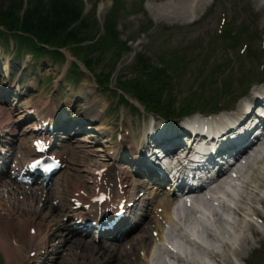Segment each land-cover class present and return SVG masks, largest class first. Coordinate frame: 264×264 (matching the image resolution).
I'll use <instances>...</instances> for the list:
<instances>
[{"label": "rangeland", "instance_id": "1", "mask_svg": "<svg viewBox=\"0 0 264 264\" xmlns=\"http://www.w3.org/2000/svg\"><path fill=\"white\" fill-rule=\"evenodd\" d=\"M13 1H15L16 3L21 2L22 7L18 9V11L21 10V13L26 7H28L27 1L29 0H0V6H2L1 9L6 5H10ZM48 1L50 0H42L41 5L46 6ZM72 1L79 8H85L84 15H81V17L83 18V22L90 23L92 27L87 28L88 26L83 24V22H81L80 20L77 22L78 25L74 24L72 30L75 33L76 37L79 39V43L76 44V49L75 47L70 45H65V49H56L58 53L64 50V54L66 55H64L63 63L53 64L51 63V60H49L50 58L47 56L41 57L39 60H37L35 57H33L32 53L28 51L29 48L33 46V40L31 36H24L23 34H20L21 37H19L18 40L22 41L21 38L23 37V39L26 40V43L29 44L30 47L27 46V51L24 53L23 59L21 60V64H18L15 59L16 57H12V48H4V45L6 44L4 40H6L9 32H7V35L3 36V38L1 37L0 58L3 60L2 63L4 66L9 65L10 67H13L15 77H6L4 76L2 71H0V94L4 95V97L0 96V104L5 99L8 100L10 99V97H16L14 93L18 92L19 89L27 88V86L29 85L34 87L38 91L34 92V95L49 98L52 93H56L59 90L62 94V97L65 100L69 101H71V99L72 101L78 100L77 95H79L80 93L78 89L81 86H87L86 92H88V90L89 92H91L93 89L96 90V92H94V95L96 97V102H98V104H101L102 111V113L100 114L102 115V117L99 121L102 124V127L111 130L112 134L110 135V143H108L106 147H104L102 144L96 145V148H102V151L96 152L97 155H95L96 158L93 160L94 162L102 158L100 157V154L102 156H105L109 152L107 150H111L112 146H114V150L116 151L117 147L118 149H121V146L127 147L130 142H133V144H137L141 138H144L143 134L145 132L148 119L152 118L151 122L153 123L155 122V120L156 122L162 120L169 123L177 122L175 120H167L162 117H158L157 115L154 116L151 114H147L144 108L139 104H137L139 109H134L133 106L131 107V105L133 103H136V101L133 98L129 97L127 94L124 95L128 99V103L121 101L120 99L122 98V88H120L119 85L116 84V73L119 70L122 72H126V76L135 78L137 80L136 77L138 75L135 77L134 72H142L140 67L143 64L151 63L152 65L148 66V70L150 73H152V75H157V71L159 70L155 67V65L157 66L159 63H161L160 65H163L164 63L166 66H169L170 69L171 64L168 65V63L173 61L171 69L176 71L169 70V76L165 75V77H168L171 80L172 86L178 85V97L176 103L174 104V107L177 109L179 108L177 104L178 102H180V99L183 102L184 98H187L191 92L200 94L204 91L205 94H215V90H217L218 93V89H222L221 81L225 78H230V81L228 83L231 85V87L228 89L226 95L221 94L218 104L224 105L232 103L233 100L235 101L236 98L234 99V97L238 94V91L244 89L246 87V83L249 81L248 77H246V80H244L243 76H239V74L245 73V69L243 72L242 67L240 68L238 66L237 59H235L233 51L236 50L238 54L241 55L240 60L245 59L246 56H244L243 54V52L245 51L243 46L244 37L241 40V51L238 48H230L229 46H227L228 38L225 43H223L224 41L218 37V40H220L221 42H216L212 45L205 44V42H212V36L217 37L216 31L205 29L208 25L212 23V20L214 19L212 14H206L192 23L188 22V20L161 18L164 22L169 23V21H171L174 22L175 25H156L154 23L149 25V22H147L148 12L143 11L144 8L147 6L148 0ZM166 1L168 3L173 2L175 4H179L182 2V0ZM204 1L208 4L211 0ZM222 1L223 0H214L212 3V8L214 7V5L219 4V9L225 8L226 16L229 17L232 14L230 5L233 4V0H225V3L223 5H220ZM242 4L244 5V0H240V13L242 12ZM249 6H251V4ZM202 11L203 9L199 10L197 16H200V13H202ZM117 14L121 15V17L118 21L117 31H115V40H113L110 36L112 35V32H110L106 28V25L115 22ZM153 17L158 18L159 15L155 14ZM126 19L129 21L135 19L133 28L126 26L121 29L119 27V23L122 20ZM142 20L144 22H142ZM239 20L240 17L236 19V23H238ZM262 21L263 14H259V26H257L259 29L258 34H260L261 42L264 44V26H262ZM16 23L17 22L13 24L16 25ZM146 24H148V26L144 28V32L141 29L142 26ZM250 27L252 29L254 28V25H252L251 23ZM1 32L3 31L1 30ZM128 32H132V34L128 36ZM91 34L94 35V37L89 36ZM99 35H106L108 37V40L105 39V41H97L96 39ZM80 37H82L83 40ZM183 38L185 41H187L186 43H182L179 41ZM10 41L15 42L16 40L14 41L11 39ZM93 42H96V44L100 45L105 44L104 46H107L105 47V49L108 50L106 53H109L111 51L112 58L105 59L102 61V63L106 64L107 68L111 69V61L114 62L116 58L114 68L115 71L109 79L110 82L102 88L95 77V75H99L98 72L99 70H101V66H96L97 63L93 62L89 64L91 60H88V58L94 60V58L98 55V51H91L90 49L91 44ZM254 42L255 40L253 39L249 41V44L253 48L257 49L258 47L254 45ZM179 45H183L187 48V56L181 55L185 56L184 58H182L181 56H177L178 54H183L182 50L174 51L171 48L174 46L178 47ZM13 48H15V46H13ZM67 48L73 50L75 55L80 56L75 57L71 51L66 50ZM178 48L181 49V47ZM150 50H152L151 52H153L154 50H158V52H163V58L160 57L163 62L159 60L158 62L154 63L150 61V59L144 57L139 58V55L144 56V54ZM210 50L212 51L210 52ZM102 54L106 55L105 52ZM135 56L136 59H139L135 60ZM10 57L11 59H8ZM188 57H191L193 60H190ZM79 58L82 59L79 60ZM212 59L217 60V62L221 65L220 69L222 72L213 73L210 70L211 67L215 66L213 65L214 62L211 61ZM139 60H141V62H138ZM83 61H86L87 66H91V69H94L96 67L95 72L93 73L88 70V72H85L86 75H84V77H81V75L77 73L75 76L66 75L69 70L68 67L72 62L78 63L79 67H81L83 70L84 66L87 68ZM259 61L264 63V53L259 54L258 58L254 56V59L249 63V65H246L250 66L254 72L253 76L250 78L252 81L257 80V77L259 75V73H256L257 71L255 69V66L259 63ZM36 62H38L37 66L35 65ZM25 64H27V67L24 68ZM33 68L35 69V71L33 70ZM104 71H107V69H104ZM172 72L180 78V83L174 79ZM24 75L26 76V78L22 79ZM101 76L103 77V75ZM101 76L99 77L100 79L102 78ZM122 79L128 78L123 76L121 80ZM117 80L120 79L117 78ZM170 80L167 82H170ZM20 81L21 85H19ZM6 86L11 87L5 88ZM13 88H15V92H13ZM22 97L25 96L23 95ZM56 97L59 99L58 96ZM192 98V101L196 103V99H194V96ZM26 100L28 99H25L23 102H21V105ZM8 101L11 103L10 100ZM129 102H131V105H129ZM182 104L184 105V103ZM196 107L201 108L200 105H197ZM206 111L208 110L202 111V114H205ZM152 127L155 128L157 126L152 125ZM147 141L148 143H150L151 139L148 138ZM90 150H95V146L94 148L91 147ZM70 157H72V162L78 165V168H80V165L84 164L78 152L74 148L71 149ZM131 161L134 162L133 159H131ZM261 166L264 167V164H261ZM71 167H73V164H71ZM87 168H89V166H87ZM131 170H135V167L132 165ZM67 174V170L64 171L58 181H61L62 187H66L68 191L72 192L74 190V187L72 186L73 183L67 184L65 181H62L65 180ZM86 175V173L80 174L79 178H77L79 183H82V181L88 179ZM52 192L54 191H49L47 195L51 196ZM21 193L22 194H19V196L13 195V200L8 199L7 202L3 201L4 204L1 205L0 236L5 238V240L7 239L9 243H15V240H17V242H19L22 246L20 245L21 248L19 250L10 248L12 257L10 262L7 260L5 253L0 248V264H26V260L28 259L30 252L35 251V249H38L42 244L41 240L37 243H31V237L29 236V228L34 227L38 231H40L41 229L47 230L48 222H52V220H57L58 225H50L52 227V231L48 234V246L46 245L45 247L46 250L50 249V253L52 255V260L50 261V264H104L106 262L108 263V261H106L104 257H99L100 255L99 253H97L99 251L97 247L100 245V243H102L101 241H94L92 238L85 237L82 235L73 236L67 233L66 231H63V227L68 226L69 220H64V214L66 212L60 209L59 207H56V205L51 202V198H41L42 192L39 190L36 191V196L31 202L30 200L25 199V193ZM261 194L264 195V190L261 192ZM23 206L25 207L22 208ZM258 207L261 208L262 213L264 214V207ZM61 208H64V206H61ZM23 211H26L27 215L22 216ZM228 216L231 219L235 218V215ZM244 217L245 220H247L251 216ZM59 220L63 221L61 222ZM223 225L226 228L227 224H225V222H223ZM257 226L258 228H263V226L259 223L257 224ZM55 227H57L58 230L56 229L53 233V228ZM230 227L231 229L233 228L232 226ZM152 229L153 228L151 226L150 228L142 230L139 233H134V235L132 236H127L120 243L118 253L115 247H113V245L110 246L108 250L111 251V258L115 259V254L117 253L116 264H139V262H136L135 258L142 257V252L140 249H138L133 255H131V257L121 256L119 252L122 253L125 249H129V247H127L128 244H126L127 242L135 241L140 237L142 238L146 235L151 238ZM57 233H59V235H57ZM39 235H41V233H39ZM246 235L248 237H251L250 232H246ZM261 237L264 238L263 233H261ZM87 242L90 246H92V248L86 245ZM260 244L261 243L259 241H254L252 242V244H249L247 248L241 250V248L238 247L239 243L236 242L233 248H239V252L236 255L227 253L228 256L223 253L227 258H229V261L225 262L221 260L220 263L264 264V246L260 249ZM214 245L215 248L219 249L220 246L217 242H215ZM144 247H146V245H144ZM105 256H109V254L106 253Z\"/></svg>", "mask_w": 264, "mask_h": 264}, {"label": "bare ground", "instance_id": "2", "mask_svg": "<svg viewBox=\"0 0 264 264\" xmlns=\"http://www.w3.org/2000/svg\"><path fill=\"white\" fill-rule=\"evenodd\" d=\"M251 3V6L248 7L247 9V13H246V19L249 20L248 22L244 21L241 24V28L242 29H246L249 30L251 22L254 24V27L252 31H250L248 33V35L253 34V38L259 42L260 46L262 49H264V44L261 42V37L260 35H257L256 32L259 31L258 27V17L259 14H263L264 16V0H248ZM156 2V3H155ZM192 2H195V6H192V3H189V0H182L181 3L179 4H175V3H168L166 0H148L147 6L144 8V12H148L147 16H148V20H151L152 22H155L157 24H165V25H175L174 22L169 21V23L164 22L161 18H173L175 20H188V22H194L195 20L198 19L197 14L200 10V8L203 6V0H193ZM175 4V5H174ZM221 12L222 10L219 8L214 9V13L213 15V20L212 23L210 25H208L205 29L206 30H216V27L220 21V16H221ZM159 15L158 18L153 17L154 15ZM121 15L117 14L116 16V23L118 26V21L120 19ZM192 18H195L194 20H192ZM140 21V20H139ZM142 22H144L142 20ZM135 23V19H133L132 21L129 20H122L119 23V27L121 29H123V27H130L133 28ZM262 26H264V20L262 21ZM233 31L232 27H229L227 29V34H231ZM132 34V32H128V36ZM97 41H105V37L102 35H99ZM182 43H186L187 41L183 39L179 40ZM216 40H213L212 42L208 43L205 42L206 45H212L214 43H216ZM178 47H181L178 48ZM178 47L174 46L171 47L172 50L176 51V50H182L183 55L187 56V48L184 47L183 45H179ZM147 51L144 54V57H146L147 59H150V61L156 63L159 61V52L158 50H154L153 52ZM202 52V51H201ZM189 58V57H188ZM191 58V57H190ZM23 90V89H22ZM202 97L203 99H206L208 95H210V97H213L215 94L213 93H209L208 95H206L203 91L202 93ZM79 96H77V99L79 100L80 98L83 99L85 97V94L83 92L79 93ZM256 96H252L249 98V100H253L255 99ZM95 98L90 96L89 97V102L94 101ZM262 101L259 100L258 103H254L253 105V109L255 107V109L253 110L254 113V117L252 119V121L254 123H258L261 121V116L258 115V117L255 115L258 113V109L261 105ZM245 105V104H244ZM70 106L69 102L65 103V107ZM243 112V106L239 107V110H237L236 113H233V117H238L240 115H242ZM82 114L83 117L86 118L90 115V113L86 112V108H82ZM102 117V115L99 114V112H96V110L93 111V115H90V119H96L99 118L98 120H101L100 118ZM158 124L161 126V128H166L163 131H157L156 133L158 134V138L161 139V141L159 143H155L157 146V144L163 146L164 148L168 149V150H177L181 153H183L184 157L188 156V153L192 150V144L189 145L188 144V138L190 137L189 134H187L186 131L181 130L178 131V129L175 127L177 125L175 124H165L162 122H158ZM232 124V125H230ZM257 125V124H256ZM174 126V127H172ZM213 127H211L210 133L212 136H214V140L213 142H211V144L214 145V149L215 151L217 150V155L216 157L212 156V158L210 159V161L204 162L203 159L199 162L196 163L195 160H191L192 162L190 163V166H202V167H206V166H210L212 164L209 163H214L216 160H218V158H221L223 156H225L227 153L230 152V150L232 148H235L236 145L241 144V143H237V140L239 139H243L245 140L246 138L249 140V133L253 132V126L250 123L246 122V119L243 118L242 122L239 123H235L232 122V119L230 118H224L222 119V121H215V124L212 125ZM95 129H97L96 127H93ZM178 131V132H177ZM169 132H171V134H169ZM104 133H106V136H108L110 134V131L105 129ZM183 135H186V138H183ZM208 138V137H207ZM259 139V138H258ZM212 140V139H211ZM263 142H259L258 145H256L255 147L253 145H248L246 148L243 149V151L241 152H235V156L238 158L237 162H239V160L243 159V169H245L246 171H250L249 173H246V175L248 176L250 181H245L243 184V188H242V192L239 194L238 197V205L235 208V218L231 219L229 222L228 220H223L221 221V219L219 218L218 221L216 220L214 223V226L211 227L210 229L207 228L206 234L209 237L212 238H219V240L217 241V243L219 244V246L221 247V250H215L214 248H212L211 250L207 251L205 250L206 248H202L203 251H206L207 253H209L208 255H211L213 257H216V259H219L220 261L223 260L225 262L229 261V258H227L225 255L228 256L227 253L229 254H233L236 255L239 251L238 249L241 248V250H243L244 248H247V246L249 244H252V242L254 241H261V232L260 229H258L253 223H251L250 221H246L244 220V218L242 217V214H245L246 211H249L251 213H253V215L258 216V217H263L261 214V211L255 206V203H264V195H261V191L264 189V167L261 166V164H264V155L261 153V148ZM142 146L144 150H146L145 147V143L143 142V140H140L138 142V146ZM129 146H132V144H129ZM209 146V145H208ZM150 151H147V153H149ZM141 154V153H140ZM260 156L259 158H257V156ZM151 156V153H150ZM131 159H139L142 160V162L140 163L141 166L145 165V161L143 160L141 155H135L134 157H130L129 160L131 161ZM132 162V161H131ZM135 163V162H134ZM207 163V164H206ZM4 171L3 168H0V173H2ZM230 174L232 175V172H230ZM227 175V171H223L221 175H219L213 182H212V186L208 188V190H215V189H222L223 188V184L225 181ZM40 176V175H37ZM4 185H10V184H6L4 183ZM16 188L14 187L12 189V193L9 191L8 194H14L15 193ZM33 191V190H31ZM31 196L34 195V193L30 194ZM31 196H27L25 199H32L30 198ZM31 201V200H30ZM32 202V201H31ZM172 202H170L168 199H161L158 202V206L157 208L161 207V212L157 213V216H159L160 218L156 219L154 222V225L156 226L155 230H158V241L160 243H163V224H162V219L164 218L165 221H169L171 222L173 225H177V227L180 228V230L183 229V226L177 222L176 220L173 219L170 210L172 208ZM25 206H23L22 208H24ZM27 215L26 211H23L22 216ZM190 216L189 214H184L183 219L185 220H190ZM264 221V217L262 219ZM223 222H225V224H227L228 226H234L232 228L233 232H229L228 229H223ZM229 222V223H228ZM56 226L57 225V221H53L52 222H48V229L47 230H43L41 229L40 231L36 230L35 231V235L31 236V240L34 241L40 237L45 238L51 231H52V227L51 226ZM212 229H216L218 231L219 234H214L212 233ZM223 229V230H222ZM56 230V228H53V233ZM243 231V232H242ZM242 232V233H241ZM246 232H250L251 233V237H248L246 235ZM39 233L44 234L43 236L39 235ZM1 237V236H0ZM184 237L191 241L190 238H188L185 234ZM148 239V238H147ZM15 240V239H14ZM154 239H151L148 243H147V251L145 252V257H144V261L142 262L143 264H162L161 260H160V255L158 254L159 257L154 256L153 253H155L153 247V241ZM239 243L238 247L234 249L233 246L234 244ZM20 244L17 242V240H15V243H9L8 240L3 237L0 238V248L1 250L5 253V256L7 257V260L10 262L11 260V251L10 248H14L15 250H19L20 249ZM100 248V245L97 247ZM138 248L144 249V246H139ZM164 252H167L165 250V248H163ZM118 250V247L116 248V251ZM101 254L104 256L106 255V253L109 254V259H105L106 261H108V263H104V264H116V259H117V253L115 254V259L111 258V251H109L106 247H101ZM225 253V255L223 254ZM240 255V254H239ZM225 256V257H224ZM97 257V254H96ZM174 257V256H173ZM102 258V257H101ZM175 258L179 261H182L183 259L180 256H175ZM195 264H200V262L197 259H194ZM219 264H221L219 262Z\"/></svg>", "mask_w": 264, "mask_h": 264}, {"label": "trees", "instance_id": "3", "mask_svg": "<svg viewBox=\"0 0 264 264\" xmlns=\"http://www.w3.org/2000/svg\"><path fill=\"white\" fill-rule=\"evenodd\" d=\"M41 3L42 0H29L28 7L19 20L16 11L22 7L21 4L13 1L6 8L1 9L0 6V23L10 28L18 21L21 30L30 33L34 31L43 43L57 40L66 43L73 39L74 32L69 28L80 19L81 15V10L76 4L72 0H50L46 6ZM36 48H38L36 50L34 48L36 55L42 56L46 52L40 46Z\"/></svg>", "mask_w": 264, "mask_h": 264}]
</instances>
